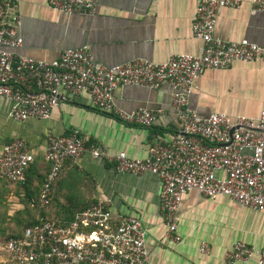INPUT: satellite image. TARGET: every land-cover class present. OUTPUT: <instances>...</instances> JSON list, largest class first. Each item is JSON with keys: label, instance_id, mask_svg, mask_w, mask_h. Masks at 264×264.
I'll list each match as a JSON object with an SVG mask.
<instances>
[{"label": "crops", "instance_id": "0c3cea01", "mask_svg": "<svg viewBox=\"0 0 264 264\" xmlns=\"http://www.w3.org/2000/svg\"><path fill=\"white\" fill-rule=\"evenodd\" d=\"M95 14L69 16L51 8L47 0H14L19 14L23 46L14 53L52 62L67 49L89 47L97 63L115 67L136 60L166 63L175 54L199 56L203 42L193 35V17L201 0H87ZM252 0L239 10H220L215 37L235 43L248 40L264 45V13H252ZM190 109L202 118L215 113L261 117L264 106V59L253 64L234 62L227 70H209L197 81L189 99ZM15 104L0 99V152L6 144L23 140L35 163L22 184L0 179V209L9 215L22 211L38 195L50 165L45 159L48 135L66 136L80 130L91 143L133 160L146 159L156 137L171 141L181 133L168 85L159 90L125 87L117 91L115 107L124 112L147 109L157 114L152 128L129 125L115 114L93 107L88 93L63 91L50 121L11 118ZM162 180L155 175L121 174L115 165L85 154L66 162L53 186L47 206L49 220L71 218L99 201L108 202L113 225L128 217L141 221L147 231V264H229L226 256L236 243L264 248V214L240 206L228 197L206 198L198 191L187 194L179 208L178 235H168L162 211ZM6 207V208H5ZM0 213V214H1ZM210 254L201 252L203 244ZM0 241V264H15L5 256ZM258 264L254 258L248 263Z\"/></svg>", "mask_w": 264, "mask_h": 264}, {"label": "built area", "instance_id": "2783aa9c", "mask_svg": "<svg viewBox=\"0 0 264 264\" xmlns=\"http://www.w3.org/2000/svg\"><path fill=\"white\" fill-rule=\"evenodd\" d=\"M14 0H0V99L15 104L11 118L50 121L61 103L63 91L88 93L93 107L115 114L122 122L152 128L157 114L147 109L124 112L115 107L117 91L125 87L159 90L168 85L181 133L168 141L156 137L146 159L133 160L127 153L111 155L90 142L80 130L66 136L48 135L45 159L50 170L42 186L39 204L53 201V186L66 162L85 154L115 165L117 172L162 180V211L168 235L180 242L179 208L183 198L198 191L206 198L228 197L244 208L264 214V106L257 120L215 113L200 117L189 99L198 80L209 70H227L234 62L257 63L264 59V45L248 40L230 43L215 37L220 10H239L246 0H201L193 17V35L203 42L199 56L175 54L166 63L136 60L107 67L95 61L89 47L64 50L47 62L13 52L23 46L21 18L13 12ZM48 5L69 16L95 14L87 0H47ZM252 13H264V0H252ZM35 163L23 140L6 144L0 152V179L22 184ZM108 202L93 203L77 213L72 222L48 220L26 229L4 247L16 264H147V231L141 221L126 218L113 225ZM203 254H210L207 244ZM264 264V248L236 243L226 256L229 264Z\"/></svg>", "mask_w": 264, "mask_h": 264}, {"label": "trees", "instance_id": "16d2710c", "mask_svg": "<svg viewBox=\"0 0 264 264\" xmlns=\"http://www.w3.org/2000/svg\"><path fill=\"white\" fill-rule=\"evenodd\" d=\"M46 177L47 174L45 176V179ZM40 193L34 196L29 195L30 202L26 204L25 208L22 211L17 212L13 216L9 215V207H5L6 209L3 213H1L2 209H0V241L2 245H4V247L11 239L22 237L26 229L41 225L43 224V222L49 220L48 216L46 215V209L48 207H43L39 204ZM74 217L75 216L68 219L65 218L64 221L67 223L72 222ZM13 227L14 230L11 231ZM4 253L6 257H8L9 259L11 258L7 252Z\"/></svg>", "mask_w": 264, "mask_h": 264}, {"label": "rangeland", "instance_id": "374dc122", "mask_svg": "<svg viewBox=\"0 0 264 264\" xmlns=\"http://www.w3.org/2000/svg\"><path fill=\"white\" fill-rule=\"evenodd\" d=\"M14 230V227L12 228V230L11 231H13Z\"/></svg>", "mask_w": 264, "mask_h": 264}]
</instances>
